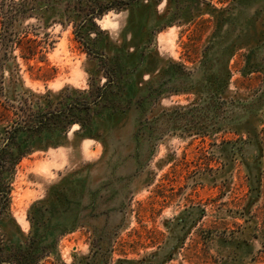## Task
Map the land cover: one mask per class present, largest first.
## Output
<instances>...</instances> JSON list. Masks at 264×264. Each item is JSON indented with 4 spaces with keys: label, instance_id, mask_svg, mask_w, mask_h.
Instances as JSON below:
<instances>
[{
    "label": "rangeland",
    "instance_id": "obj_1",
    "mask_svg": "<svg viewBox=\"0 0 264 264\" xmlns=\"http://www.w3.org/2000/svg\"><path fill=\"white\" fill-rule=\"evenodd\" d=\"M78 1L0 53V149L18 110L62 113L7 173L1 264L31 238L38 264H264V0Z\"/></svg>",
    "mask_w": 264,
    "mask_h": 264
},
{
    "label": "trees",
    "instance_id": "obj_2",
    "mask_svg": "<svg viewBox=\"0 0 264 264\" xmlns=\"http://www.w3.org/2000/svg\"><path fill=\"white\" fill-rule=\"evenodd\" d=\"M86 1L93 9L84 14L85 23L93 21L95 17L102 15L111 8V6H105L99 1ZM42 4L48 6L50 0L47 3L44 0H0V53L3 56L11 53L12 48L16 45L20 48L21 57L25 60L32 59L41 52L36 41L27 36L21 39H13L12 23L15 19L35 15L41 9ZM66 105L68 111L81 108L77 102L67 103ZM18 112L13 124L6 129L7 142L0 149V217L3 216L9 205L10 186L7 173L32 150L33 143H31V140L45 129V121L62 114L61 112L56 114L48 112V116L47 113L42 114L40 110H34L28 106L23 109V112L19 110ZM69 115V112L65 113V118ZM76 121L81 127L83 126L82 121ZM39 242V238H31L25 246H20L18 250L15 249L12 253L7 254L6 259L8 262H5V264H38L50 252L39 247ZM3 251L2 240L0 239V253H3Z\"/></svg>",
    "mask_w": 264,
    "mask_h": 264
}]
</instances>
